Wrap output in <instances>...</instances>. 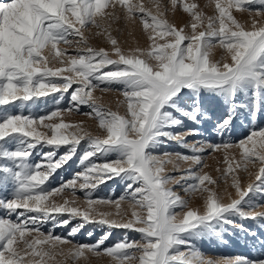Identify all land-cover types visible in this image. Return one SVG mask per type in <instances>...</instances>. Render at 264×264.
<instances>
[{"label":"snow or ice","instance_id":"1","mask_svg":"<svg viewBox=\"0 0 264 264\" xmlns=\"http://www.w3.org/2000/svg\"><path fill=\"white\" fill-rule=\"evenodd\" d=\"M256 3L264 9V0H214L216 15L207 18V31L197 32L205 19L204 14L198 11L199 5L171 0L173 11L180 6L191 18L192 34L186 35L184 28H177L164 18L165 11L153 15L143 3H134L133 0H0V106L19 101L23 107L24 102L46 97L50 93H66L73 84H79L71 93V101L77 105L87 104L99 128L106 132L104 138H93L88 133L66 136L61 134V130L72 126L60 122L44 125L51 131V136H44L41 141V134L33 128L37 124L36 118L0 114V192L4 193L0 196V211L22 219V222H13L0 217V264H45V257L55 259V255L64 254L62 250L54 253V249L70 243L50 234L44 236L39 228L35 229L36 237L28 239L32 233L29 223L36 225L37 217L32 216L29 220L25 213L42 214L41 219H47L51 212L64 211H68L72 217L81 216L83 222L72 229L70 235H75L86 223L107 224L110 229H132L140 233L139 243L124 241L101 249L110 235L108 233L94 245H78L67 253L73 260L80 259L85 252L104 254L116 264H213L203 259L190 244L191 239L210 234L220 237L221 231H217V228L223 230L224 225L236 226L230 219L232 216L264 221V213L242 209L250 193L264 191V130L251 132L236 145L225 143L199 147L190 146L185 140L188 135H199L195 129L172 131L184 128L185 121L200 124L208 118V113L202 107L203 94L219 97L227 106L226 114L214 126V131L221 135L231 130L238 113L247 111L255 116L264 112V26L257 27L254 21L252 29L246 30L231 11L233 8L236 11H251L248 6ZM160 7L157 4V8ZM116 9H120L128 22L139 20L151 41L146 53L137 49L134 53L124 54L110 34L108 42L118 59H111L104 48L97 50L88 45L85 31L89 27L101 29L98 18L103 20L110 17L113 22L120 19ZM261 14L259 10L256 12V15ZM167 37H171V41ZM157 39L165 42L158 44ZM73 42L82 46L83 50L70 56L69 66L49 67V56H45L44 51L47 49L50 54L54 53L53 59H58L68 55L58 45L71 46ZM217 46L228 53L230 63L210 61V50ZM145 56L147 59L142 58ZM59 63L64 64V61L60 59ZM64 72L73 75L62 76ZM59 76H62L60 82L49 79ZM100 84L106 85L101 91L111 90L110 86L114 84L122 86L130 119L96 105L92 91ZM59 116L60 113L54 111L51 115L40 117L39 123ZM85 136L89 137L90 150L84 152L81 164L97 154H116L115 161L99 167L102 175L94 179L102 183L106 179L119 177L126 183L127 194L114 201L117 208L120 201L128 199L134 209H141L143 215L134 210L131 220L119 223L108 220L109 213H98L101 218L96 220L90 214L91 206L113 201H94L91 191L86 194L89 209L83 212L74 207L45 204L52 193L41 186L57 169L72 160ZM163 139L174 140L184 148H191L194 153L191 157L180 153L175 155L178 161L191 160L196 165H201V157L196 153L203 152L206 147L212 151L221 147H238L241 149L244 171H248L249 164L260 165L255 174V183H249L246 189H242L239 179L233 177L232 187L239 198L224 204L204 186L215 183L210 176L189 170L188 178L193 182L185 190L191 194L207 193L204 211L189 209L177 221L172 209L187 208V202L166 187L175 179L162 174L164 166L172 163V160L158 158L149 151L159 147ZM8 143L15 144V149L7 147ZM38 145L70 147L58 160L54 161V153L48 152L42 154L46 163H31L30 158ZM170 155L165 153L166 157ZM235 167L240 168L241 164L237 163ZM96 168L95 163L86 166L81 190L97 187L88 175ZM232 171L234 169L229 165L228 172ZM180 179L185 177L181 176ZM75 184L76 180L73 179L56 191H63ZM64 203L67 205L68 201ZM58 223L67 225L69 220ZM21 243L23 249L20 248ZM182 245L190 251H180ZM26 256L33 259L26 261ZM226 264H264V257L253 260L237 258Z\"/></svg>","mask_w":264,"mask_h":264},{"label":"rangeland","instance_id":"2","mask_svg":"<svg viewBox=\"0 0 264 264\" xmlns=\"http://www.w3.org/2000/svg\"><path fill=\"white\" fill-rule=\"evenodd\" d=\"M134 3H143L144 7L156 15L158 11H165L166 15L164 18L168 20L170 24H174L177 28H184L186 35H191L190 23L191 18L187 13L182 11L180 6H177L175 11L172 9L171 0H133ZM183 3L191 4L197 3L199 5L198 11L204 14V25L197 29L199 31H207L208 17H214L216 15L214 0H183ZM157 4L161 5L158 9ZM251 11H236L234 8L231 10L233 17L241 24L246 30L252 29V24L255 21L257 27L264 26V9L256 3L249 5ZM261 11V15H256L257 11ZM106 11H113L107 9ZM116 15L120 19L112 21L110 17L103 20H99L102 25L101 29L89 27L85 31V37L88 40V45L100 49L104 48L110 54L111 59H118L113 54L111 44L108 42V35L110 34L118 42V46L122 52L126 54V48L129 45H134L135 51L139 48L145 53L149 50L151 41L142 29V25L137 19L135 22H128L123 18V14L120 9L115 10ZM131 27H130V26ZM107 29V31H104ZM100 32L102 34L97 35ZM171 41V37L166 38ZM165 40L157 39L158 44H163ZM137 43V44H136ZM187 43V41L185 42ZM141 47V48H140ZM61 51L68 53V55L62 56L58 59H53L54 53L50 54L46 49L44 51L45 56H49V67L56 69L60 67L69 66V58L71 55L82 51L83 48L77 45L75 42L71 46L61 43L58 45ZM147 59V57H142ZM62 59L64 64L59 63ZM209 59L211 62H231L228 53L221 47L217 46L210 50ZM155 63V62H154ZM105 71L107 69H104ZM62 76H72L69 72L62 73ZM62 76L49 77V79L60 82ZM78 79V78H77ZM93 83H96L93 81ZM80 86L79 84H73L72 88L66 93H50L46 97L34 98L31 101L24 102V106L21 107V102L14 101L13 103L0 106V114H12V115H24L31 116L37 119V124L33 126L36 132L41 134V141L44 136H51V131L44 125L66 123L71 125L67 129H62L61 134L71 136L72 134L83 135L84 133L90 134L91 137L104 138L106 132L99 128L98 121L94 118L92 109L87 104L77 105L71 101V93L73 90ZM106 85L100 84L95 90L92 91V96L95 98L96 105L102 109L110 112L119 114L122 117L130 119L127 113V104L125 97L122 95V86L111 85L108 91H101ZM202 107L208 113V118L203 120L200 124H193L192 122L185 121L184 128L172 129L173 132H187L188 129H195L199 135H188L185 137L186 142L191 145H208V144H225L230 143L236 145L238 142L244 140L253 131L264 130V112L257 113L255 116L250 115L247 111L238 113L236 116L233 126L230 131L223 135L218 134L214 131V126L218 120L224 116L227 112V106L223 104L219 97H212L208 94H203ZM59 112L60 116L53 120H45L43 124L39 123V118L51 115L52 112ZM87 113H92L88 115ZM15 135V134H13ZM30 139V138H29ZM88 136H85L77 146V152L73 156L72 160L57 169L47 181H45L44 187L48 189L52 194L48 197L45 202L47 206H57L65 208H77L80 211L89 209L87 203V193L91 191V199L94 201L110 200L113 203H95L91 206L90 214L96 220L101 217L98 213H109L107 216L108 220H115L119 223H126L132 219V211L144 213L139 208H133L132 202L128 199L120 201L119 208H117L114 201L119 200L120 197L126 196V183L121 181L119 177L113 179H106L104 182H98L95 177L102 175L99 171V167L106 162H113L117 159L116 154L110 153L106 155L97 154L90 158L89 161H84L81 164V158L85 151L90 150L88 144ZM258 139V138H257ZM10 149H15L16 145L8 143L6 145ZM70 145H59V146H48L44 145L33 151V155L30 158L31 163H46L44 156L48 152H53V160H58L60 157L66 154ZM150 153L161 159H171L172 163H168L164 166L165 176H173L175 179L172 183L166 185L167 188L171 189L182 201L187 202V208H174L172 211L176 214L177 221L183 218L184 212L189 209H198L201 213L204 211V201L207 193L201 194L196 192L191 194L185 190L187 185H190L193 181L188 178V172L196 173L198 175L207 174L211 177L214 184H205L220 201L224 204L230 203L234 199L239 197L236 195L235 189L232 187L233 177L239 179L240 186L242 189H246L249 183H255V174L258 172L260 167L259 163L247 165L248 171H244L243 160L241 156V149L238 147L223 148L221 147L217 151H212L210 148H205L201 153H196L201 157V165H196L189 161H178L176 153H180L191 157L194 153L191 148H184L180 146L174 140L163 139V143L155 148L150 149ZM165 153L171 154L165 156ZM227 157V160H226ZM90 163H95L97 168L89 175V179L97 184L95 189H80V184L83 183L84 175L86 174V166ZM240 163L241 167L236 168V164ZM178 164V168L174 167ZM229 165L234 169L231 173L228 172ZM251 173V174H250ZM181 176L185 179L181 180ZM73 179L76 180L75 185H70L63 191H56L62 187V185L69 183ZM202 186V187H204ZM4 193L0 192V196ZM65 200L68 204L65 205ZM246 203L242 205V209L246 212L255 211L257 213H264V191L252 192L248 197L245 198ZM18 211H24L19 209ZM119 213V214H118ZM29 217H37L36 225L29 223V228L32 229L31 236L28 239L35 238L37 233L36 228H39L40 233L44 236L52 235L53 237H60L68 240L70 243L65 245H59L53 252L63 251V255H55V259L44 258L45 264H116V262L109 256L101 254L96 255L91 252H85V255L78 260H73L67 255L70 249H74L78 245H94L104 235H108V239L105 244L101 246V249L106 247L114 246L118 242H141V234L132 230L124 228H109L107 224L100 226L96 223H86L84 227L79 228V231L75 235H70L72 229L77 228L82 222L81 216L72 217L68 211L64 212H51L47 219H41L42 214L36 213H25ZM0 217L10 219L13 222L22 219L17 217L15 214L6 213L0 211ZM234 221L233 225H224L223 230L217 228V231H221L220 237L215 235H202L195 239H191L190 244L201 254L205 261H212L213 264H226L228 261H235L237 258H247L249 260L264 257V221L257 219H241L239 216L230 217ZM65 220H69L67 225L62 223ZM244 230H241V227ZM139 227V225H137ZM91 233V235H89ZM251 233H255L253 236ZM24 245L21 243L20 248L23 249ZM47 248L48 246H43ZM180 251L188 252L190 249L186 246H180ZM30 256H26L25 260H32ZM37 260L39 257L36 258Z\"/></svg>","mask_w":264,"mask_h":264},{"label":"bare ground","instance_id":"3","mask_svg":"<svg viewBox=\"0 0 264 264\" xmlns=\"http://www.w3.org/2000/svg\"><path fill=\"white\" fill-rule=\"evenodd\" d=\"M130 26V25H129ZM131 27V26H130ZM137 44V43H136ZM135 48L134 45H129L128 48H126V55L130 54V53H134L135 52ZM141 48V47H140ZM139 49V48H138ZM150 63H154V61H149ZM71 75H73V73H71Z\"/></svg>","mask_w":264,"mask_h":264}]
</instances>
